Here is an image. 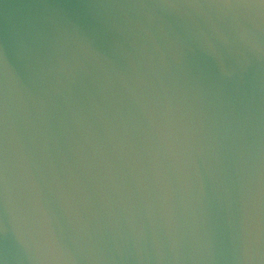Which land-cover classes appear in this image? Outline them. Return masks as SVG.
<instances>
[{
  "label": "clouds",
  "instance_id": "9594fccd",
  "mask_svg": "<svg viewBox=\"0 0 264 264\" xmlns=\"http://www.w3.org/2000/svg\"><path fill=\"white\" fill-rule=\"evenodd\" d=\"M0 264H264V0H0Z\"/></svg>",
  "mask_w": 264,
  "mask_h": 264
}]
</instances>
